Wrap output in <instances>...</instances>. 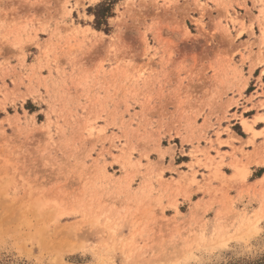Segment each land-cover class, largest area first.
I'll list each match as a JSON object with an SVG mask.
<instances>
[{
	"label": "rangeland",
	"instance_id": "rangeland-1",
	"mask_svg": "<svg viewBox=\"0 0 264 264\" xmlns=\"http://www.w3.org/2000/svg\"><path fill=\"white\" fill-rule=\"evenodd\" d=\"M263 257L264 0H0V264Z\"/></svg>",
	"mask_w": 264,
	"mask_h": 264
},
{
	"label": "trees",
	"instance_id": "trees-1",
	"mask_svg": "<svg viewBox=\"0 0 264 264\" xmlns=\"http://www.w3.org/2000/svg\"><path fill=\"white\" fill-rule=\"evenodd\" d=\"M110 3H100L97 5L96 7V24L97 26L101 27L103 24H105L106 22V16L109 13V9H110ZM257 264H264V257L262 259H260Z\"/></svg>",
	"mask_w": 264,
	"mask_h": 264
},
{
	"label": "bare ground",
	"instance_id": "bare-ground-1",
	"mask_svg": "<svg viewBox=\"0 0 264 264\" xmlns=\"http://www.w3.org/2000/svg\"><path fill=\"white\" fill-rule=\"evenodd\" d=\"M244 124L246 127H249V123H247V121H244ZM71 228V227H70ZM151 247V246H150Z\"/></svg>",
	"mask_w": 264,
	"mask_h": 264
}]
</instances>
